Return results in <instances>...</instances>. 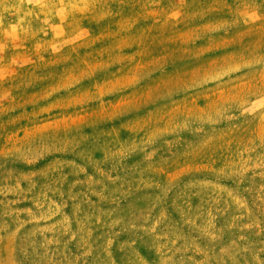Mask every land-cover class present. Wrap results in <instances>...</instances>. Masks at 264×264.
<instances>
[{"label": "rangeland", "instance_id": "obj_1", "mask_svg": "<svg viewBox=\"0 0 264 264\" xmlns=\"http://www.w3.org/2000/svg\"><path fill=\"white\" fill-rule=\"evenodd\" d=\"M0 264H264V0H0Z\"/></svg>", "mask_w": 264, "mask_h": 264}]
</instances>
